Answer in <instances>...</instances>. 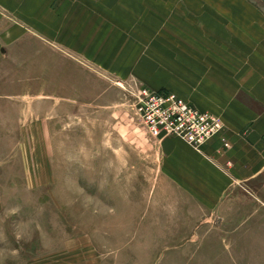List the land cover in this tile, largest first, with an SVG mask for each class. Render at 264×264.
<instances>
[{"label": "rangeland", "instance_id": "rangeland-1", "mask_svg": "<svg viewBox=\"0 0 264 264\" xmlns=\"http://www.w3.org/2000/svg\"><path fill=\"white\" fill-rule=\"evenodd\" d=\"M255 1L59 0L0 55V264H264V202L203 207L164 173L166 139L194 147L138 111L174 91L224 125L214 76L247 69Z\"/></svg>", "mask_w": 264, "mask_h": 264}, {"label": "crops", "instance_id": "crops-1", "mask_svg": "<svg viewBox=\"0 0 264 264\" xmlns=\"http://www.w3.org/2000/svg\"><path fill=\"white\" fill-rule=\"evenodd\" d=\"M58 1L0 0V55L26 30L55 32ZM257 38L255 44L234 42L249 55L243 74H227V80L221 74L214 76L220 88L226 86L229 93L228 100L216 106L224 119L223 131L200 150L179 138L164 141L169 153L164 159L165 175L203 207L221 208L232 194L245 192L264 202L258 197L264 194V30ZM238 80L243 84L237 85ZM225 139L229 147L224 145ZM171 142L180 143V149L171 150Z\"/></svg>", "mask_w": 264, "mask_h": 264}, {"label": "built area", "instance_id": "built-area-1", "mask_svg": "<svg viewBox=\"0 0 264 264\" xmlns=\"http://www.w3.org/2000/svg\"><path fill=\"white\" fill-rule=\"evenodd\" d=\"M138 111L151 135L174 134L194 148H199L224 129L222 121L213 114L169 92H145Z\"/></svg>", "mask_w": 264, "mask_h": 264}, {"label": "water", "instance_id": "water-1", "mask_svg": "<svg viewBox=\"0 0 264 264\" xmlns=\"http://www.w3.org/2000/svg\"><path fill=\"white\" fill-rule=\"evenodd\" d=\"M252 3H256L255 0H250ZM264 1V0H263ZM260 10L264 13V6H260Z\"/></svg>", "mask_w": 264, "mask_h": 264}, {"label": "bare ground", "instance_id": "bare-ground-1", "mask_svg": "<svg viewBox=\"0 0 264 264\" xmlns=\"http://www.w3.org/2000/svg\"><path fill=\"white\" fill-rule=\"evenodd\" d=\"M205 143H206V142H205ZM205 143H204V144H205ZM204 144H202L199 148H197V150H200V148H201Z\"/></svg>", "mask_w": 264, "mask_h": 264}]
</instances>
